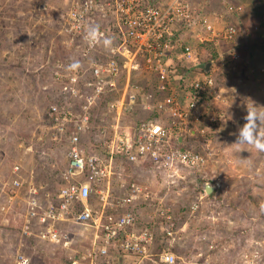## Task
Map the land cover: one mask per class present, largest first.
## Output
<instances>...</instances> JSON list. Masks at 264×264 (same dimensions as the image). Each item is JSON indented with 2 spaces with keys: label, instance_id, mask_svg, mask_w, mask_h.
I'll return each instance as SVG.
<instances>
[{
  "label": "built area",
  "instance_id": "2783aa9c",
  "mask_svg": "<svg viewBox=\"0 0 264 264\" xmlns=\"http://www.w3.org/2000/svg\"><path fill=\"white\" fill-rule=\"evenodd\" d=\"M68 2L57 34L72 52L54 61L44 86L53 100L43 109L33 140L22 145L24 152H35L48 144V152L63 158L65 182L49 186L36 180L33 169L26 174L15 163L0 187V211L21 203V234L63 248L58 264H208L169 248L180 236L168 190L159 195L149 183L132 181L118 196L113 180L122 160L148 162L169 188L190 173L196 182L218 174L212 150L175 141L191 129L200 136H207L208 125L215 131L224 110L233 106V88L217 87L215 62L208 71L196 66L181 71L178 64L196 65L199 44L230 41L236 28H218L199 0ZM90 24L110 33L111 41L87 40ZM217 51L220 64L232 63L234 70L235 52ZM220 103L226 107L218 110ZM202 199L203 194L195 196L191 213L206 206ZM152 203V217L162 222L143 225L136 207ZM257 237L244 242L233 264H264V234ZM79 240L87 245L76 247ZM11 264L36 263L17 250Z\"/></svg>",
  "mask_w": 264,
  "mask_h": 264
},
{
  "label": "rangeland",
  "instance_id": "374dc122",
  "mask_svg": "<svg viewBox=\"0 0 264 264\" xmlns=\"http://www.w3.org/2000/svg\"><path fill=\"white\" fill-rule=\"evenodd\" d=\"M68 3V0H0V12L2 8L5 10V14L0 15V23L4 28L0 32V124L9 126L5 129H3L4 127L0 128V187L3 182L8 180L12 164L16 161H22L25 157L27 158L25 163H32L33 153L31 151L24 152L22 145H27L33 140L36 126L43 121V109L45 110V107L50 103L45 97L44 86L48 78L46 77L47 72L42 71L45 79L41 75V59L48 56L49 60L54 62L62 55L64 58L68 54L65 50L59 56V51L61 49L63 51V48L56 40L59 37L57 30L61 25L63 12L66 11ZM203 8L206 9L205 4ZM244 13L245 10L239 16L245 23L247 20L245 21ZM232 15L233 22L238 23V15ZM262 47L264 48V45ZM262 68L264 73V65ZM242 70L244 74L241 71V76L238 72L231 76V85L233 83L241 84V80H243L242 83L245 82L244 78L247 79L246 72L248 69ZM262 72L257 67L254 69L256 76L261 79L260 84L256 83L254 79V84L259 85L254 93V98H251L254 99V103L257 102L256 106H264V77L262 76L264 74ZM225 110V117L229 122L235 121L236 118L233 113ZM219 124L221 125L215 131L209 128L211 125H208L207 136L188 132L185 133L184 138L186 140L185 146L201 152L208 151V149L212 150L216 156L215 159L220 160L219 162L223 164L219 173L223 177L225 187L228 190V187L231 186V189L234 190L232 201L229 198L230 195L225 198L230 206L225 209V213L235 222L220 226L219 230L217 229L216 236L221 235L222 238L215 241L217 251L214 252L216 254L212 251L207 260L208 264H233L234 260H237L238 250H241L245 242L244 240L237 245L235 243L236 236L245 234L249 237L247 232L248 228L251 227L254 228V232L249 233H254V239H259L257 236L264 234V152H258L254 148L250 153L252 161L254 160V175L241 173V163L236 162V154L241 155V159H244L249 152L247 153L245 145L234 144L236 140L233 138V130L236 125L228 126L225 122ZM16 127L18 128V136H20L18 141L15 139L17 134L14 136L8 132L9 129L14 130ZM207 140L210 141L208 145H206ZM241 148L244 149L240 150ZM245 151L247 154H244ZM51 153L56 161L60 160L59 155L56 156V153ZM218 169L220 170L221 166ZM223 169H226V172ZM121 173L123 174L119 178L120 180H116L119 187L126 186L129 182L126 172L121 171ZM138 175L142 178L138 181L149 183L157 194L166 191L161 173L146 168L139 171ZM188 176L177 185L176 192L180 190L179 194L168 191L170 193L168 198L171 203L174 200L176 204L179 202L189 206L188 203L193 199L201 185L200 182L192 180L191 173ZM36 180L40 181L39 179ZM252 185L253 188L250 190ZM114 190L119 191L115 184ZM0 200H2L1 196ZM208 203L205 200V204ZM21 208V203L13 204L8 210L0 214V264H11L17 250L24 248L25 237L14 229L15 226L18 228L20 226L21 230V211L23 210ZM136 209L140 216L138 222L151 220L148 212L152 211V206L138 205ZM179 212L181 225L185 224L187 228L186 234L188 230H191V233L196 236L200 233H207L213 237V227L209 226V223L199 221L201 212L195 215ZM204 223L205 225H203ZM36 243L41 244L42 249H37L35 246L29 250L23 249L36 264H58L64 255V249L59 246L40 239H36ZM81 243L87 245L86 240H79L76 247ZM182 247L183 255L191 256L198 249L199 244L197 241L195 242V239L192 241L187 239Z\"/></svg>",
  "mask_w": 264,
  "mask_h": 264
},
{
  "label": "clouds",
  "instance_id": "9594fccd",
  "mask_svg": "<svg viewBox=\"0 0 264 264\" xmlns=\"http://www.w3.org/2000/svg\"><path fill=\"white\" fill-rule=\"evenodd\" d=\"M199 1H201L203 3V5L205 4V7H206L207 2L205 0H199ZM203 10L209 16V18L214 22V20L211 18L210 14L206 11V9H203ZM232 10H233V14L238 15L237 17H239V20H240L239 14L243 11V6H241V5H235V7L232 6ZM235 22H231L230 24H227L226 26L233 25L236 28V30L238 31V27H237L238 24L235 23ZM226 26H224V27H226ZM224 27H222V28H224ZM237 31H236V34H237ZM236 34L234 35V37L230 41H228V40L227 41L226 40L225 41L224 40H220L219 45H216L213 42L201 43L202 45L203 44L206 45V43H213V45H214L215 55H213V57H212L213 59H211L209 62L207 61V68L206 67L203 68V66L201 67V65H200L201 62H199V49H198V46H197L196 50H197V54H198V63L196 65L190 66V67H188V68H186L184 70H182L180 68V70L181 71H188V70L191 71L196 66L199 69H202L203 71L204 70L208 71L210 69L212 63L215 62L216 66H217L216 72H215V79H216L217 87H224L226 92H228L230 90V88H233L234 97H235L236 90H235L234 86H230L229 85L228 87H226V86L223 85V83H221V82L218 83L217 80L219 78L220 72H222V71L225 74V79L228 78V80H229L228 81L226 79L227 82H230L232 80L231 76L235 75L237 72H238L239 76H241V73L239 72V68H238V65L241 62V58H240V55H239L240 53H238L236 51V49L234 47L235 45L233 44V40H234ZM85 38L87 40L93 42V43H95L96 41H98L100 39H103L104 42L107 43V42L111 41L112 35L110 33H103L102 34L100 32V29H99V27L97 25L90 24L88 26V28L86 29V31H85ZM59 39L61 40L60 37H59ZM61 43H62V40H61ZM62 44L64 45V43H62ZM226 46H228V47H226ZM64 47H66L65 50L68 52V54L72 52L67 46H64ZM216 47L217 48L218 47L221 48V53L223 55L227 54V52H233V53L235 52V54H236L238 59H237V62H235V64H234L235 65V69L234 70H232V68H231L232 63H227L225 65H221L220 64L221 63V57H220ZM223 47H226V49H224ZM208 55H210V54L208 53ZM235 85L236 86H240V84H237V83H235ZM229 104L233 105L232 108L230 109L231 113H233L234 112V106H235L234 103H233V99H231V102H229ZM221 106H222V108L226 107L225 105L220 103V105L219 104L217 105V109L220 110ZM226 119L227 118L225 117L221 122H224ZM243 120H244V123L242 124V126H240L238 128V131L236 133V137L237 138H236V142L234 144L251 145L258 152H264V106H256L255 104H253L251 102L250 105H247V111H246V114L243 117ZM183 138L184 137H182L180 140L178 139V142H180L183 146H185V142H184L185 138L184 139ZM182 139H183V142H182ZM242 149H244V148H241L240 150H242ZM32 153H34V152H32ZM45 156L48 157L49 159H53V164L54 165L57 162L59 163L61 160H63V158H60L61 160L56 161L55 158H53V155H52L51 152H46ZM15 163H20L22 165V163L20 161H16ZM221 163L222 162H220V165H219V166H221V169L219 170V172L222 170V165L223 164H221ZM14 164H12L11 167ZM22 168H23V165H22ZM32 169L35 171L34 168H32ZM22 170H23L24 173L27 174L31 169L23 168ZM35 172L37 173V171H35ZM219 172H218V174H216V176L214 178L211 177L209 180H204V179L200 180V185L201 186L198 187L199 190L196 192V194L194 195L193 199L190 200V202L188 203L189 206H186V204H180L179 202H178V204H176V201H174V200L171 203L169 201V198H168V202L172 206L173 216L175 217V222H176L175 223V228H176V231L179 233L178 235L180 236V239L177 242H174V243L170 244L169 248L171 249V251H173L177 255H181V256H184V257H188V258H194V260L197 259L199 261L200 260H204L205 258L208 259V257L210 256V253L212 251L213 252L217 251L216 250L217 249V245L215 244V241L220 240V238H222L221 235L218 236V237L216 236L217 229L220 226H225L226 224H229V223L230 224H232V223L234 224L235 221H233L232 218L227 217L226 215H228V214L225 213V209L230 207L229 206V202H226L225 198H226L227 195H230L229 198L232 201L233 200V194L232 193H234V190L231 189V186L228 187V190H227V188L225 187L226 185H225V183L223 182V179H222L223 177H221ZM216 182H218V185H216ZM164 183H165V181H164ZM205 184H210V186H212V190L210 192H206V190L204 189V185ZM127 185H128V183H127ZM165 187H166V190H168V191L170 190L171 193H175V194L176 193H178V194L180 193V190H178L176 192V187L177 186H173L172 188L171 187L169 188V186H167L165 184ZM198 194H203L202 202L205 203V200H207L209 203L205 204L206 206L203 207L201 211L198 210L196 212H192L191 213L190 210H189L190 209V205L195 200V196H198ZM159 195H161V194H159ZM141 206H145V205H141ZM148 206H152V211L148 212V215L150 216V219H151L148 222H162L159 218L152 217V214L154 212L153 203L152 204H148ZM181 208H183V209H181ZM179 211H181L182 213H187L188 212L191 215L192 214H194V215L195 214H199V212H201V217H200L199 221L202 222V223L206 222V224L209 223V226L211 225V227H213V237L207 235V233H200V234H198L196 236V235H193L191 233V230L190 231L188 230V232L186 234L187 228H186L185 224L183 226L181 225L180 212ZM137 212H138V210H137ZM2 213H3V211H0V214H2ZM21 222H23V221H21ZM140 223L143 224V225L146 224V222H140ZM203 225H205V223ZM253 229H254L253 227L248 228V232L247 233L249 234V237H247L248 235H245V234L236 236L235 237L236 238L235 243L238 240H241L243 242L244 240L246 241L247 239H251V237H254L253 236L254 233L253 234L249 233V232H254ZM160 234L157 236V238L160 237ZM189 234H190V237H188ZM163 237L165 239V236H163ZM186 238L189 239L190 241H192V239H195V242L197 241L198 244H199L198 249L195 251V253L193 252L191 254V256H189V255L185 256V255H183L184 254L183 252H179V251L176 250V249H182L183 248L182 245L187 241ZM211 244L213 245L212 247H210ZM199 252L201 253V255L196 258L195 255L197 253H199Z\"/></svg>",
  "mask_w": 264,
  "mask_h": 264
},
{
  "label": "crops",
  "instance_id": "0c3cea01",
  "mask_svg": "<svg viewBox=\"0 0 264 264\" xmlns=\"http://www.w3.org/2000/svg\"><path fill=\"white\" fill-rule=\"evenodd\" d=\"M205 1L207 2L206 11L210 14L211 18L214 20L215 25L218 28H222L227 24L233 22V5H241L243 6V10H245L244 17L245 21L247 20L245 22L246 24L242 22L241 18L238 21L239 23L235 22L238 24V31L233 40V44L235 45L234 47L236 51L240 52L239 55L241 58V62L239 65V72L241 73L242 71V74H244L242 69H248L246 72L247 79L244 78L245 82L243 83V80H241V84L239 86L240 91L236 92L235 97L233 98V103L235 105L233 115L236 118L234 119L235 121L231 120L229 122L228 119L224 121L228 126L236 125L235 129L233 130V138L236 140V133L238 131V128L244 123L243 117L246 114L247 105H250L251 102L254 104V99L251 98H254V93L258 89L257 86H259L257 84H254V79L256 83H259L261 81V79H259V77H257L254 73V69L257 67V69L262 72V66L264 65V48L262 47L264 45V8L256 6L254 3H252V1L254 2V0ZM255 7L256 11L254 12ZM251 22H253L254 24ZM205 46L207 47H204V50H199V62H201L200 65L201 67L203 66V68H207V56L209 50L208 45ZM226 47L223 48L226 49ZM173 59L177 60V55H173ZM178 65L182 70L190 67L189 64L183 60H181ZM262 74L264 73L262 72ZM262 76L264 77V75ZM190 132L193 133V130L191 129ZM180 139L181 138H179V140ZM245 147L247 148V153L249 152V154H247L245 151L244 154L246 153L247 155L244 159H241V155L238 156V154H236V162L241 163V173L245 172V174L251 173L252 175H254V160L252 161L250 155L251 151L254 150V147L251 145H245ZM223 171L226 172V169H223ZM252 188L253 185L250 186V190Z\"/></svg>",
  "mask_w": 264,
  "mask_h": 264
},
{
  "label": "trees",
  "instance_id": "16d2710c",
  "mask_svg": "<svg viewBox=\"0 0 264 264\" xmlns=\"http://www.w3.org/2000/svg\"><path fill=\"white\" fill-rule=\"evenodd\" d=\"M256 6H260L262 8H264V0H254L253 2ZM235 7V5H233ZM5 14V10L4 8H2V11L0 12V15H4ZM4 28L2 27V24L0 23V32L3 30ZM57 42L60 45V47L63 48V51L61 49V51H59V56L63 54V52L65 51L66 47H64L65 45H63L61 43V40L59 39V37L56 39ZM206 45H208V53L210 55L207 56V61L209 62L211 59H213V55H215V50H214V45L213 43H206ZM207 47L205 46L204 44H199L198 45V49L200 51L204 50V47ZM63 58V55L62 57ZM41 63H43V66L41 67L40 71H41V75L43 76L44 72H47L46 74V77L48 78L45 85L49 86V77L51 74H53V65H54V62L52 60H49V57L47 56L45 59H41ZM43 78L45 79V76H43ZM228 80V78H226ZM225 79V74L224 72H220L219 74V78H218V83L221 82L223 83L224 86L228 87L229 85L230 86H234L236 92L240 91V87L239 86H236L234 83L233 85H231V82H227V80ZM229 81V80H228ZM52 94H50V88L48 89H45V97H46V100H48L49 102H51L53 100L52 98ZM257 103V102H256ZM254 103V104H256ZM151 116H153L151 114ZM14 126L15 124L12 123ZM4 127L3 129L5 128H8L9 126L8 125H3L0 124V128ZM17 130L18 128L16 127V129L14 130H11L9 129L8 132L10 134H13L14 136H16L15 134H17L16 136V140L18 141L19 140V137L18 136V133H17ZM208 135V134H207ZM180 144V145H179ZM175 146H183L180 142H178L177 140L175 141ZM49 145L48 144H45V145H41V146H36V151L33 153V159H32V163H28L26 162L25 163V159L27 160V158L25 157V159H23L22 161H20L23 165V168H26V169H32L34 168L35 171H39L38 172V175L36 176V179H39L41 182H48L49 183V186L50 184L51 185H54V182H58V183H61V182H65L64 179L61 178V174H62V171L60 170L63 165H64V161L61 160L59 163L57 162L55 165L53 164V159H49L48 157L45 156V153H46V150L47 152L49 151L48 149ZM27 164V166H26ZM150 165L148 162H144L142 164H132L130 162H127L126 160H122V162L120 163V170H117L115 175H114V180H113V183L115 184V186L119 189L118 190H114V194L115 195H121L127 188V186H121L119 187V184L117 183L116 180H120L119 178H121L122 174L121 171H125L126 172V175L128 176L127 179H128V183L134 181V182H139L140 180H142L141 176L138 175V172L139 171H142L146 168H149ZM139 176V177H138ZM39 177V178H38ZM139 180V181H138ZM38 181V180H37ZM183 209V208H181ZM14 229L16 230V232L18 233H21V230H20V226L19 228L17 226L14 227ZM23 236L25 237V241L23 242L24 243V248L23 249H27L29 250L30 248H33L34 246L37 248V249H42V245L36 243V238H34L33 235H24ZM23 237V238H24ZM21 249V250H23ZM177 251L179 252H183L182 249H176ZM24 252V250H23Z\"/></svg>",
  "mask_w": 264,
  "mask_h": 264
},
{
  "label": "water",
  "instance_id": "95a60500",
  "mask_svg": "<svg viewBox=\"0 0 264 264\" xmlns=\"http://www.w3.org/2000/svg\"><path fill=\"white\" fill-rule=\"evenodd\" d=\"M204 189L206 190V192H210L212 190V186H210V184H205Z\"/></svg>",
  "mask_w": 264,
  "mask_h": 264
}]
</instances>
